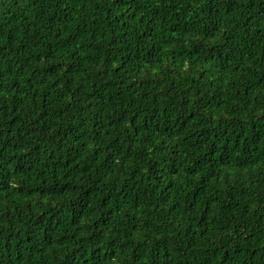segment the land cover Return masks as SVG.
Listing matches in <instances>:
<instances>
[{"label": "trees", "instance_id": "1", "mask_svg": "<svg viewBox=\"0 0 264 264\" xmlns=\"http://www.w3.org/2000/svg\"><path fill=\"white\" fill-rule=\"evenodd\" d=\"M0 264H264V0H0Z\"/></svg>", "mask_w": 264, "mask_h": 264}]
</instances>
